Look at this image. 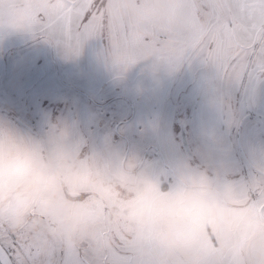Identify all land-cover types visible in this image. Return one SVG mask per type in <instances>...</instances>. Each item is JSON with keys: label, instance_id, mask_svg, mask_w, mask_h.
Segmentation results:
<instances>
[{"label": "rangeland", "instance_id": "374dc122", "mask_svg": "<svg viewBox=\"0 0 264 264\" xmlns=\"http://www.w3.org/2000/svg\"><path fill=\"white\" fill-rule=\"evenodd\" d=\"M259 167L264 78L232 83L198 59L124 67L99 39L71 53L0 27V223L74 240L99 199L155 213L179 256L215 235L234 264H264V208L251 195L264 205V187L241 184Z\"/></svg>", "mask_w": 264, "mask_h": 264}, {"label": "snow or ice", "instance_id": "6c2138e0", "mask_svg": "<svg viewBox=\"0 0 264 264\" xmlns=\"http://www.w3.org/2000/svg\"><path fill=\"white\" fill-rule=\"evenodd\" d=\"M0 27L52 38L71 53L99 39L124 67L147 57L170 68L198 59L232 83L264 78V0H0ZM248 183L264 187V167ZM251 195L254 210L264 208ZM84 215L74 240L0 223V264H234L215 235L195 256L177 255L148 210L93 199Z\"/></svg>", "mask_w": 264, "mask_h": 264}, {"label": "water", "instance_id": "95a60500", "mask_svg": "<svg viewBox=\"0 0 264 264\" xmlns=\"http://www.w3.org/2000/svg\"><path fill=\"white\" fill-rule=\"evenodd\" d=\"M18 120H20V119H18ZM20 123H22L24 126H26L28 129L30 128V127H28L26 124H24L21 120H20ZM181 144H182V147H183V150H184V152L187 154V153H189V147H188V143H187V141H186V138H185V135H181ZM260 211H262V210H260Z\"/></svg>", "mask_w": 264, "mask_h": 264}, {"label": "flooded vegetation", "instance_id": "af4514ba", "mask_svg": "<svg viewBox=\"0 0 264 264\" xmlns=\"http://www.w3.org/2000/svg\"><path fill=\"white\" fill-rule=\"evenodd\" d=\"M16 114H17V113H16ZM18 116H19V115H18ZM18 119H20L24 124L27 125V123L24 122L23 119H21V117H20V118L18 117ZM27 126H28V125H27ZM28 127H29V126H28ZM181 132H182V131L180 130V134H181ZM184 135H185L186 141H187V143H188L187 136H186V132H185ZM186 155H187V157H188L189 159H192V158H193V154H191V152H190V153H187ZM191 162H192V160H191Z\"/></svg>", "mask_w": 264, "mask_h": 264}, {"label": "crops", "instance_id": "0c3cea01", "mask_svg": "<svg viewBox=\"0 0 264 264\" xmlns=\"http://www.w3.org/2000/svg\"><path fill=\"white\" fill-rule=\"evenodd\" d=\"M186 136H187V140H188V135L186 134ZM188 147H189V153L191 152V154H192V151H191V147H190V145H189V143H188ZM194 157V156H193ZM178 182V181H177ZM179 183V182H178ZM180 184V183H179ZM181 188L182 187H184L185 188V186H181V185H179ZM177 189V188H176ZM182 190H184L183 188H182ZM225 209L227 208V207H224ZM226 210H228V208L226 209ZM225 210V211H226Z\"/></svg>", "mask_w": 264, "mask_h": 264}]
</instances>
